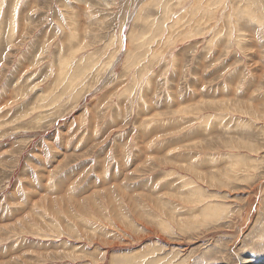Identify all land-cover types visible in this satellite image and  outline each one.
Returning a JSON list of instances; mask_svg holds the SVG:
<instances>
[{"label":"rangeland","instance_id":"1","mask_svg":"<svg viewBox=\"0 0 264 264\" xmlns=\"http://www.w3.org/2000/svg\"><path fill=\"white\" fill-rule=\"evenodd\" d=\"M0 264H264V0H0Z\"/></svg>","mask_w":264,"mask_h":264}]
</instances>
